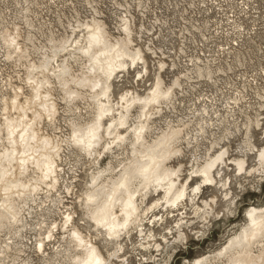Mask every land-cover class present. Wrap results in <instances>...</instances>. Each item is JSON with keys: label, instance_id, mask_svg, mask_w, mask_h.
I'll return each instance as SVG.
<instances>
[{"label": "bare ground", "instance_id": "bare-ground-1", "mask_svg": "<svg viewBox=\"0 0 264 264\" xmlns=\"http://www.w3.org/2000/svg\"><path fill=\"white\" fill-rule=\"evenodd\" d=\"M97 14L60 31L45 28L46 23L35 26L24 14L10 20L0 13V60L15 72L0 86V264H90L92 249L105 264H129L134 249L162 255L170 239L187 238L189 220H183L189 206L203 222L219 214L213 211L218 196L203 198L205 187L223 189V199L233 203L228 171L264 175V146L255 143L264 140V89L252 100L241 90L235 95L221 91L219 97L204 89L196 93L205 80L216 86L213 71L175 60L170 69L178 73L171 70L167 83L164 53L144 23L135 24L134 13L119 14L117 35ZM144 29L152 36L146 38V49L138 43ZM131 70L139 80L150 78L145 93L124 84ZM179 112L184 114L176 117ZM62 123L69 131L66 137ZM94 124L97 138L89 149L87 132ZM73 133L83 137L85 146L74 142ZM201 140L207 141L204 149ZM231 140H242V155H234ZM248 145L253 150H246ZM249 155L257 159L251 167ZM72 157V177H67L65 165ZM80 159L85 160L84 187L68 205L62 187L74 192ZM205 169L211 183L200 175ZM181 191L183 197L176 200ZM250 211L259 220L264 206L249 207L239 232L189 264H260L264 241L251 238ZM174 212L182 217L164 230L177 235L158 238L156 225L163 226ZM54 215L60 220L46 222V216ZM125 219L127 226L109 239L104 225H123ZM134 240H139L137 248Z\"/></svg>", "mask_w": 264, "mask_h": 264}, {"label": "rangeland", "instance_id": "rangeland-1", "mask_svg": "<svg viewBox=\"0 0 264 264\" xmlns=\"http://www.w3.org/2000/svg\"><path fill=\"white\" fill-rule=\"evenodd\" d=\"M25 7L30 10L28 15L27 12H23ZM0 9V13L5 14L10 20L13 14H19V18L21 14H24L27 18L30 17L28 20L33 21L31 23L36 24L35 26L46 23L45 28L54 26L60 31H64L65 26L68 28L69 22L89 21L97 12L96 16L107 23L110 32L114 35H117L115 27L119 26V14L131 11L136 16L135 24L140 26L144 23L146 29L150 30L149 33L155 38L156 47L164 53L162 57H165V62L169 65L166 66L167 71L163 72L167 83L173 76V73H169L171 70L178 73L176 69H170L172 66L170 63L175 60L182 66H203V69L213 71L212 77L217 81L216 86L213 82L205 80L206 82L201 84L196 93L204 89L206 90H203L204 93L209 96L213 97L218 94L217 97H219L222 94L221 91L225 92L224 94L235 95L241 90L249 95L247 98L249 97L250 100L254 99L257 91L263 94L264 0H0ZM193 25L198 29L195 30ZM143 31V40L138 43L146 49L148 46L146 38L152 36L145 34L147 30ZM190 31L192 33H189ZM182 32L184 34L181 36ZM182 37H186V41ZM145 43H147L146 46ZM147 57L149 61L153 60L151 55ZM197 57H200V60H197ZM154 60L158 61V58ZM153 64L152 70L154 71L158 64L156 62ZM7 75L15 76L14 68L4 65L0 60V86L4 85V80H8ZM149 79L139 80L136 72L131 70L123 81L126 87H138L136 88L138 92L143 94L151 83ZM255 97L257 98V95ZM181 114L184 113L179 112L175 115L177 117ZM62 124L64 127L61 135L66 137L69 131L64 123ZM241 141L231 140V149L235 150L234 155L236 156L242 155L239 149ZM255 143L257 148L264 146V140H255ZM206 145H208L207 141L201 140L200 147L204 149ZM73 159L74 157L67 158L68 164L65 165V170L68 172L67 177H72L70 164L73 163ZM78 162L82 171L78 181L74 183L76 185L74 192L67 193L62 187L63 196L68 205L76 201L75 193H81L86 179L83 167L85 160L80 159ZM256 162L255 156L249 155L248 165L254 166ZM228 173L232 180L231 190L235 196V203H229L223 199L225 193L223 189L205 187L203 198L218 196L217 203L213 204V211L216 210L219 213L215 215L216 218L211 216L209 223L203 222L199 218L200 215L194 213L195 207L189 206L187 218L183 220H189L188 226L185 227L187 236L185 240L170 239L173 243L165 248L162 255H157V252L151 250L134 249L132 257L129 258V264H189L197 257L219 250L229 238L237 231L239 232L246 222L245 211L251 206H264V175L256 173L249 176L231 170ZM156 211L158 212V209ZM173 214L174 216L171 215L163 226L160 222L156 225L155 232L158 238L169 233V230H164L165 226L175 227L177 219L182 217L181 214L177 216L176 212ZM52 218L60 220L58 215L46 216V222ZM33 222L35 224L37 220ZM34 233L35 231H32L28 236ZM173 234L177 235L175 231ZM173 234L169 233L167 236L170 238ZM134 242L139 245V240H134Z\"/></svg>", "mask_w": 264, "mask_h": 264}, {"label": "snow or ice", "instance_id": "snow-or-ice-1", "mask_svg": "<svg viewBox=\"0 0 264 264\" xmlns=\"http://www.w3.org/2000/svg\"><path fill=\"white\" fill-rule=\"evenodd\" d=\"M94 39H95L96 43H98V44L102 42V34H101L99 29H97V33H96V36L94 37ZM153 93L155 95V90H153ZM96 131H97V129H96L95 124L89 127V130L87 132V136L89 137V142L87 144V147L89 149L92 147V141H94L97 138L96 137ZM142 131H143L142 127L136 129L137 137H139V135ZM73 140H74V142L78 143L79 145L85 146V140L83 139V137L78 138L76 133H73ZM246 150H253V149L251 148V145H248ZM222 155H223V153H222ZM260 156H261V159L264 160V150H261ZM171 175L175 176L176 173H172ZM200 175L204 177L205 183H211L212 182L211 180H209L207 178V169H205L203 172H201ZM119 187H121V188L124 187L123 182H121ZM195 191H196V189H193V192H195ZM182 197H183V192L181 191L176 195V200H179ZM173 206H175V201H173ZM248 217H249V221H250L249 227L251 230V238L253 240H255L257 237H259L262 241H264V212L260 213V219L259 220L256 219V213L254 211H250L248 213ZM127 223H128V221H127V219H125V223L123 225L109 226V225L105 224L104 226L107 228V230L109 232V239L112 238L113 234L118 235L119 233L116 231V229L126 227ZM73 235L75 236L76 234L73 233ZM248 239H249L248 234L245 233L244 240L247 241ZM262 246H264V245H262ZM89 248H91L90 245H89ZM92 252H93V258L90 260V264H105V262L103 260L99 259L98 256L95 255L94 249H92ZM229 264H241V262L238 260H232L229 262ZM260 264H264V258L261 259Z\"/></svg>", "mask_w": 264, "mask_h": 264}]
</instances>
